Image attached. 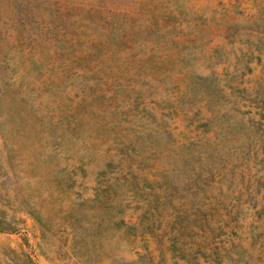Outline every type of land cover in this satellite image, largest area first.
Here are the masks:
<instances>
[{"label": "rangeland", "instance_id": "1", "mask_svg": "<svg viewBox=\"0 0 264 264\" xmlns=\"http://www.w3.org/2000/svg\"><path fill=\"white\" fill-rule=\"evenodd\" d=\"M264 264V0H0V264Z\"/></svg>", "mask_w": 264, "mask_h": 264}, {"label": "trees", "instance_id": "2", "mask_svg": "<svg viewBox=\"0 0 264 264\" xmlns=\"http://www.w3.org/2000/svg\"><path fill=\"white\" fill-rule=\"evenodd\" d=\"M24 264H36V263L26 256V261Z\"/></svg>", "mask_w": 264, "mask_h": 264}]
</instances>
